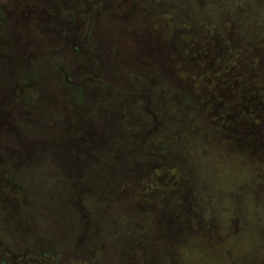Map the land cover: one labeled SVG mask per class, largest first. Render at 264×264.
I'll return each mask as SVG.
<instances>
[{
	"label": "rangeland",
	"instance_id": "rangeland-1",
	"mask_svg": "<svg viewBox=\"0 0 264 264\" xmlns=\"http://www.w3.org/2000/svg\"><path fill=\"white\" fill-rule=\"evenodd\" d=\"M0 264H264V0H0Z\"/></svg>",
	"mask_w": 264,
	"mask_h": 264
},
{
	"label": "trees",
	"instance_id": "trees-1",
	"mask_svg": "<svg viewBox=\"0 0 264 264\" xmlns=\"http://www.w3.org/2000/svg\"><path fill=\"white\" fill-rule=\"evenodd\" d=\"M68 79L66 80L67 81V83L69 84V85H73L74 84V81L71 79V78H69V77H67ZM82 82L83 83H81V85L84 87V85H89V83L91 84V83H94V82H98V81H96V80H94L92 77H90V76H84L83 78H82ZM85 88V87H84Z\"/></svg>",
	"mask_w": 264,
	"mask_h": 264
}]
</instances>
